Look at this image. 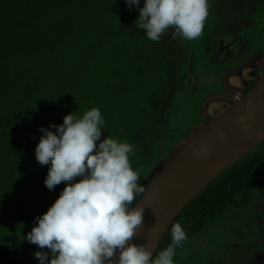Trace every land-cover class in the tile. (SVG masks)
<instances>
[{"label":"trees","instance_id":"16d2710c","mask_svg":"<svg viewBox=\"0 0 264 264\" xmlns=\"http://www.w3.org/2000/svg\"><path fill=\"white\" fill-rule=\"evenodd\" d=\"M209 4L200 38L174 39L170 29L153 42L135 25L138 8L130 11L125 0H0V264H39L34 253L49 251L26 238L35 218L65 187L62 182L49 190L44 184L49 166H41L35 157L41 127L99 108L105 120L101 139L109 135L134 145L130 162L146 191L144 182L169 156L162 160L155 155L166 156L171 143V102L193 85L192 78L199 79V61L215 71L210 85L223 95L230 70H240L255 53L264 56V40L241 36L247 27L248 33L264 27V0ZM237 43L231 57L224 55L222 48L231 50ZM218 64L220 71L214 69ZM263 75L264 67L253 69L242 94ZM263 207L264 143L177 216L172 225L180 223L186 239L176 249L175 264H185L189 255L201 263L198 254L213 242L209 232L214 227L236 237L224 243L228 257L217 264L264 262ZM171 226L155 254L171 243Z\"/></svg>","mask_w":264,"mask_h":264},{"label":"clouds","instance_id":"9594fccd","mask_svg":"<svg viewBox=\"0 0 264 264\" xmlns=\"http://www.w3.org/2000/svg\"><path fill=\"white\" fill-rule=\"evenodd\" d=\"M125 3L130 11L138 8L135 25L153 42L170 29L174 39L200 38L210 8L209 0H143V7L141 0ZM246 122L247 117L240 118L245 132ZM104 125L100 109L93 107L39 129L43 135L35 157L49 166L44 184L49 190L62 182L65 187L27 234L29 242L49 250L37 251L35 258L39 264H175L176 249L186 239L180 223L171 226L172 241L158 254L130 242L144 211L133 202L145 187L130 162L134 145L109 135L101 139ZM194 156L199 159L200 153Z\"/></svg>","mask_w":264,"mask_h":264},{"label":"water","instance_id":"95a60500","mask_svg":"<svg viewBox=\"0 0 264 264\" xmlns=\"http://www.w3.org/2000/svg\"><path fill=\"white\" fill-rule=\"evenodd\" d=\"M241 117H247V132L240 123ZM263 143L264 75L243 98L177 144L152 172L144 182L145 193L135 205L144 208L143 221L130 242L145 245L155 255L183 208ZM194 153H200V158ZM118 257L119 252L113 259Z\"/></svg>","mask_w":264,"mask_h":264},{"label":"rangeland","instance_id":"374dc122","mask_svg":"<svg viewBox=\"0 0 264 264\" xmlns=\"http://www.w3.org/2000/svg\"><path fill=\"white\" fill-rule=\"evenodd\" d=\"M248 29L249 27H247V29L241 35L242 37L247 38V41L253 40L254 42H258L260 39V41L264 40V37H262L264 35L263 25L249 31V33ZM233 43H235V41H233ZM240 46L244 45L240 44ZM237 47H239L238 43L234 44L231 50H226L224 52V55L226 53V55L228 54V56H231L230 54L236 52L235 49ZM222 49L225 50L224 48ZM238 58V56L235 57L234 59H232V62L236 60L238 61ZM242 58L243 57H241V59ZM199 65L200 67L198 68L196 74L199 79L197 80V78L195 79V77L192 78V80L194 81L193 85H190L189 88H187L186 85L185 87L187 89L185 88V90L179 91L178 94L174 96L171 102V127L169 128V132L171 135V140L169 142L171 143L165 150L166 156H163L162 154L155 155L158 159L163 157L162 160H164L168 155H171V153L175 149L174 147L177 144H179L186 137L189 139L190 135L195 133L200 127H202V125L209 124V121H211L212 118L220 115V113L226 109L225 106H230L234 101L241 99V95L246 89V84L250 81L249 73L253 69H261L264 67V56L260 55L259 53L254 54L251 58V61L245 60L241 64L240 70H230L224 78V85L227 91H224V94L220 95L221 97H218V99L216 97L217 94L213 90L215 87L210 85L212 80L215 79V71H208L206 69V63L203 59L199 61ZM228 67L229 65L223 68L227 70ZM214 69L220 71L219 64L217 65V67L214 66ZM204 99V104H200V101ZM204 106L205 108L202 110V107ZM210 118L211 120H209ZM158 166H156V168ZM150 177L151 173L148 178ZM209 234L212 236L213 242L211 241V243L208 244V246L206 247L207 250L202 249V251L198 254L201 257L202 262L194 263L189 255V259H185V264H217V262H219L220 260L225 261V259L228 257V253L226 251L227 247L224 243H232L236 240V237H234V235H231L230 232H227L224 229H220V227L212 228ZM238 261L239 262L237 264H242L240 259H238ZM251 264H264V262L254 263L252 261Z\"/></svg>","mask_w":264,"mask_h":264},{"label":"flooded vegetation","instance_id":"af4514ba","mask_svg":"<svg viewBox=\"0 0 264 264\" xmlns=\"http://www.w3.org/2000/svg\"><path fill=\"white\" fill-rule=\"evenodd\" d=\"M225 50H227V48H225ZM233 53H234V52H233ZM233 53H232V54H233ZM255 54H256V53H255ZM259 54H260V53H259ZM227 56H228V54H227ZM230 57H231V56H230ZM249 61H251V59H250ZM245 90H246V89H245ZM222 93H223V92H222ZM243 97H244V95L242 94V95H241V98H243Z\"/></svg>","mask_w":264,"mask_h":264}]
</instances>
